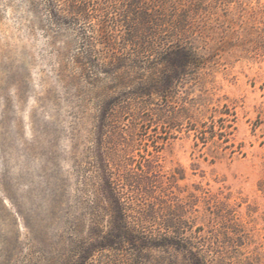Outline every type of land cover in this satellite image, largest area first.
I'll return each mask as SVG.
<instances>
[{
  "label": "rangeland",
  "instance_id": "rangeland-1",
  "mask_svg": "<svg viewBox=\"0 0 264 264\" xmlns=\"http://www.w3.org/2000/svg\"><path fill=\"white\" fill-rule=\"evenodd\" d=\"M227 1L188 33L196 73L144 95V69L119 76L130 62L118 70L113 55L130 46L97 2L84 19L0 0V264H128L125 251L79 258L104 214L99 134H112V178L149 231L163 221L148 207L177 204L186 235L212 250L203 264H264V0ZM206 129L223 136L203 143Z\"/></svg>",
  "mask_w": 264,
  "mask_h": 264
},
{
  "label": "trees",
  "instance_id": "trees-1",
  "mask_svg": "<svg viewBox=\"0 0 264 264\" xmlns=\"http://www.w3.org/2000/svg\"><path fill=\"white\" fill-rule=\"evenodd\" d=\"M46 2L51 7L52 14L53 10L59 13L64 12L65 9L61 8V5H65L71 15L84 19L89 18V8L97 2L99 9L104 13L102 22L111 21L115 26L120 25L124 29L121 40L130 46L131 52L128 58L113 55L118 70L125 68L126 61L130 62V66H127L119 76L130 77L131 72L142 76L141 69H144L147 77L141 79L139 88L144 91L141 92L142 94L151 95L169 92L175 88L177 81L180 82L185 77L196 73V69L202 62L195 47L188 41L189 35L192 34L191 29L196 19H207L206 12L213 9L214 5L221 6L228 1L46 0ZM104 25L102 24L101 27ZM173 41L176 42L175 46L171 43ZM142 64L145 67H142ZM112 109V107L108 108L106 117ZM104 135H106L105 138ZM199 135L203 143L218 135L223 136L214 132L213 129L201 130ZM110 136L112 134H99L97 147V157L100 162L96 175L100 191L97 201L100 202L101 211L104 214L92 213L89 234L93 237V243L89 244L88 250L79 248V258L86 260L89 253L107 249L127 252L128 264H203L206 262L212 250L204 248L203 245H196L194 237L186 235L190 226L185 224L181 214L177 215L173 212L180 211L181 208L177 204L176 210L173 209V211H170L172 206L159 209L154 208L153 205L145 210L147 213L155 212L161 216L163 230L149 231L144 226L143 221H147L148 214L142 218L133 215L140 214L141 211L135 210L132 204L123 200L119 183L113 180V173L109 168L111 156L107 148L103 146V142H106ZM153 185L143 182V192L146 194L147 190L154 187ZM209 200H213L214 207L218 209L215 199L209 198ZM218 210L220 211H216V214L214 212L216 217L225 218L224 209ZM104 215L109 217L106 230L103 224Z\"/></svg>",
  "mask_w": 264,
  "mask_h": 264
}]
</instances>
